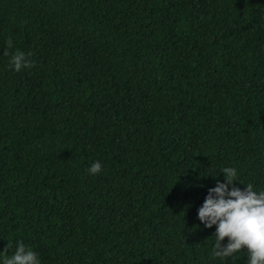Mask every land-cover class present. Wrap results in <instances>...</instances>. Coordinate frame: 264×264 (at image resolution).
Wrapping results in <instances>:
<instances>
[{
    "label": "trees",
    "instance_id": "obj_1",
    "mask_svg": "<svg viewBox=\"0 0 264 264\" xmlns=\"http://www.w3.org/2000/svg\"><path fill=\"white\" fill-rule=\"evenodd\" d=\"M224 166L264 188V0H0V255L245 264L196 217Z\"/></svg>",
    "mask_w": 264,
    "mask_h": 264
},
{
    "label": "clouds",
    "instance_id": "obj_2",
    "mask_svg": "<svg viewBox=\"0 0 264 264\" xmlns=\"http://www.w3.org/2000/svg\"><path fill=\"white\" fill-rule=\"evenodd\" d=\"M6 43L11 46V39ZM9 63L13 71H18L30 67L32 61L24 52L16 51ZM100 169V161L95 160L87 171L94 175ZM218 172L222 180L217 179L214 186L207 188L196 209V217L205 228L215 226L211 233L214 237L211 256L224 260L243 248L245 264H264V188H254L251 182L243 183V188L235 186L237 170L232 166H224ZM0 264H40V259L30 247L17 240L11 255H0Z\"/></svg>",
    "mask_w": 264,
    "mask_h": 264
}]
</instances>
